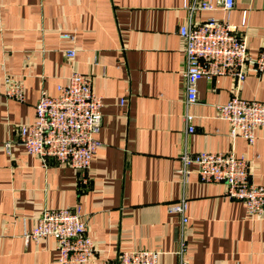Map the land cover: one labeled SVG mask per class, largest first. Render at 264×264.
Returning <instances> with one entry per match:
<instances>
[{
	"label": "crops",
	"instance_id": "obj_1",
	"mask_svg": "<svg viewBox=\"0 0 264 264\" xmlns=\"http://www.w3.org/2000/svg\"><path fill=\"white\" fill-rule=\"evenodd\" d=\"M210 18L228 19L253 57L264 49V0H234L228 16L190 13L184 0H0V87L17 78L25 96L19 103L0 95V264H59L53 238L26 242L23 235L44 210L77 205L96 249L87 264L131 251H157L159 264H179L183 236L188 264H264V219L249 218L241 202L225 196V184L195 174L183 184L177 173L184 150L231 153L252 162L251 182L264 187V129L250 146L233 140L217 118L234 80L200 79L197 103L186 104L178 31ZM63 32L74 41L62 40ZM71 49L72 62L65 55ZM73 71L92 78L102 101L100 146L83 191L75 170L4 148L18 126L34 122L41 94L56 97ZM237 95L264 104V74L250 71ZM186 114L194 117L192 134ZM180 199L187 201L184 230L180 216L167 212Z\"/></svg>",
	"mask_w": 264,
	"mask_h": 264
},
{
	"label": "built area",
	"instance_id": "obj_2",
	"mask_svg": "<svg viewBox=\"0 0 264 264\" xmlns=\"http://www.w3.org/2000/svg\"><path fill=\"white\" fill-rule=\"evenodd\" d=\"M184 2L190 13L221 10L228 16L234 7V0ZM178 34L183 42L186 61L183 73L186 104L197 103L198 80H214L221 76L232 78L234 94L226 104L216 106L217 118L227 123L229 136L233 140L241 138L252 146L256 131L264 129V104L242 99L237 91L250 71L258 76L264 74V49L255 57L250 55L245 37L236 34L228 19L188 22L179 28ZM60 38L73 42L74 34L63 32ZM75 54L73 49L65 52L71 62ZM57 92L56 97L41 94L35 104L34 122L18 126L16 137L5 143V152L10 154L13 146H19L27 154L39 157L44 164L52 160L58 165L67 166L77 172L80 191L87 190L90 183L87 172L100 146L96 136L102 126V101L92 90V78L76 71L71 73L65 84L57 86ZM0 95L19 103L25 101L23 85L17 78H5ZM125 103L126 100L122 98L120 105L124 106ZM184 120L187 133H194V117L186 114ZM179 161L177 173L183 184L192 174L205 184L223 183L226 186L225 196L241 202L249 218L264 219V187L251 182V161L244 157L237 158L231 153L200 152L192 155L186 150ZM186 211L185 199L167 207L168 213L180 216L183 230L188 223ZM23 237L26 242L53 238L59 264H87L96 256L80 205L44 210L36 226L26 231ZM187 247V240L183 236L177 252L179 264H188ZM159 255L157 251H131L104 264H159Z\"/></svg>",
	"mask_w": 264,
	"mask_h": 264
}]
</instances>
